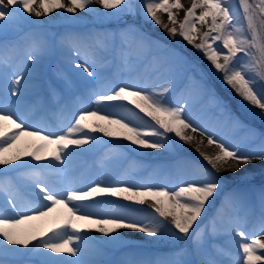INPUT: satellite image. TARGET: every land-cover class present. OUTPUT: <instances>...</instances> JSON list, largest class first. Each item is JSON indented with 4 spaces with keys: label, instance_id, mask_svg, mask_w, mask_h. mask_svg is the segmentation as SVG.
<instances>
[{
    "label": "snow or ice",
    "instance_id": "obj_1",
    "mask_svg": "<svg viewBox=\"0 0 264 264\" xmlns=\"http://www.w3.org/2000/svg\"><path fill=\"white\" fill-rule=\"evenodd\" d=\"M236 2L238 10L232 0H191L187 10L181 0H142V7L146 20L173 38L179 36L201 53L221 82L239 97L240 107L264 123V0ZM95 3L115 10L113 14L133 7L131 0ZM92 4L93 0H0V32L23 20L24 13L42 17L57 10L71 14L77 10L97 12ZM174 9L184 11L182 20L177 19ZM158 13L166 14L168 23ZM138 42L140 47L149 44L142 36ZM71 44L72 51L80 57L83 42L73 38ZM104 46V41L96 45L98 49ZM91 51L88 48L85 55ZM92 55V64L86 59L74 66L102 82L101 90L93 91L91 96L96 107L78 108L61 130L50 131L21 108L22 73H14L7 94H0V257L35 253L40 257L38 264H90L81 258V245L89 239L83 233L93 230L112 243L122 239L121 230L149 237L195 239L200 235L197 221L221 188L214 173L225 166L239 170V165L264 162V131L257 134L249 130L256 142L241 145L223 132L210 131L196 123L189 101L170 75L161 72L155 83L131 77L106 82L104 74L94 69L95 54ZM175 56L176 62L189 63L187 57L179 53ZM25 59L36 62L37 56L29 53ZM3 63L0 59V65ZM202 77L201 71L197 83L222 110L227 123L242 126L215 91L204 85ZM189 131L203 138L198 144L206 140L218 151L208 155L197 147L210 168L194 163L189 176L175 183L116 178L106 173L99 179L76 182L65 167L73 156L102 142L96 133L139 149L171 150L178 141L191 143L195 139ZM133 204H149V208H132ZM87 225L95 228H86ZM247 227L239 219L230 224L229 236L241 252L234 264H264V212L254 225L258 231L250 235ZM0 264L6 262L0 260Z\"/></svg>",
    "mask_w": 264,
    "mask_h": 264
},
{
    "label": "rangeland",
    "instance_id": "obj_2",
    "mask_svg": "<svg viewBox=\"0 0 264 264\" xmlns=\"http://www.w3.org/2000/svg\"><path fill=\"white\" fill-rule=\"evenodd\" d=\"M63 2L67 3L68 0ZM181 3L184 10L191 6V0H181ZM131 4V11L118 14H113L115 10L103 9L95 0L91 7L96 8L97 12L77 10L71 14L57 10L42 17L24 13L23 20L9 24L6 30L0 32V59L4 62L0 65V94H7L11 80L15 78L14 73H22L21 108L50 131L61 130V126L68 123L78 108L96 107L91 96L93 91L101 90L102 82L74 66L76 62L86 59L92 64L91 52L85 53L88 48H93L96 53L93 67L104 74V81H120L122 77H131L155 83L160 79L161 72L170 75L189 101L191 116L196 123L210 131L215 129L223 132L226 138L230 137L241 145L254 144L256 141L249 136V130L259 134L264 131V123L240 107L239 97L221 82L219 74L214 72L201 53L179 36L173 38L166 30L145 19L142 0H131ZM232 6L238 10L236 0H232ZM173 11L177 13L178 20L183 19L184 11ZM158 15L168 23L166 14ZM197 27L207 31L206 27ZM161 31L167 40L152 36L153 32ZM141 36L149 42L145 47L139 46ZM73 37H80L84 44L80 57L72 51L70 40ZM173 39L181 52L183 49L188 50L194 64L189 60L188 64L176 62L178 47H174L173 52L169 49ZM94 40L104 41L105 46L98 49ZM117 52L129 54V65L119 60ZM29 53L37 56L36 62L25 59ZM60 67L65 68V71L60 70ZM201 71L204 85L215 91L232 113L239 117L242 126L227 123L222 110L201 90L197 83L201 79ZM189 77L194 79L189 80ZM37 90V93H46L42 97V100L47 101L46 108L35 106L36 97L33 95ZM47 91L51 93L47 94ZM188 134L195 136L191 143L178 141L171 150H145L96 133L102 142L86 153L73 156L65 167L70 178L76 182L99 179L101 174L106 173L116 178L134 177L137 180L175 183L189 176L194 163L210 168L196 151L197 147L208 155H215L218 151L214 146H209L206 140L198 144L203 139L198 134L190 131ZM238 167L239 170H235L225 166L214 173L219 177L221 188L197 221L199 237H149L143 233L121 230L122 239L112 243L101 233L87 231L83 234L89 239L81 245L84 249L81 258L90 264H234L241 252L229 236L231 222L236 219L245 222L248 226L246 230L251 235L258 231L254 225L264 212V162L253 161ZM149 204H133L131 207L148 209ZM86 228L94 229L95 225H87ZM0 260L6 264H38L40 257L35 253L10 254L0 257Z\"/></svg>",
    "mask_w": 264,
    "mask_h": 264
},
{
    "label": "bare ground",
    "instance_id": "obj_3",
    "mask_svg": "<svg viewBox=\"0 0 264 264\" xmlns=\"http://www.w3.org/2000/svg\"><path fill=\"white\" fill-rule=\"evenodd\" d=\"M73 38H76V37H73ZM72 38V39H73ZM77 38H79L80 40H81V38L80 37H77ZM71 41V40H70ZM82 41V40H81ZM99 41L98 40H94L93 41V43L94 44H97ZM91 55H92V53H94L95 55H94V57H96V53H95V51H94V49L93 48H91ZM93 56V55H92ZM117 56H118V58H119V60L120 61H122V62H126L128 65H129V63H128V61H129V54L128 53H122V52H117ZM60 70H62V71H65V68H63V67H60ZM81 179H79V181H80Z\"/></svg>",
    "mask_w": 264,
    "mask_h": 264
},
{
    "label": "trees",
    "instance_id": "obj_4",
    "mask_svg": "<svg viewBox=\"0 0 264 264\" xmlns=\"http://www.w3.org/2000/svg\"><path fill=\"white\" fill-rule=\"evenodd\" d=\"M172 46H174V47H178L177 44H174V45H172ZM178 48L180 49V47H178ZM180 50H181V49H180ZM181 55L187 57L188 60H189L190 62H193V60L191 59V56L187 53V51L182 50V54H181Z\"/></svg>",
    "mask_w": 264,
    "mask_h": 264
}]
</instances>
